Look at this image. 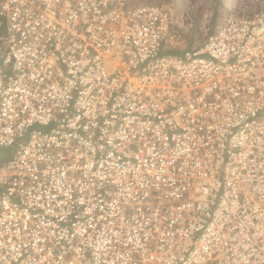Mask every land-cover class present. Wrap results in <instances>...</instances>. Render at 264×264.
Here are the masks:
<instances>
[{"label": "built area", "instance_id": "built-area-1", "mask_svg": "<svg viewBox=\"0 0 264 264\" xmlns=\"http://www.w3.org/2000/svg\"><path fill=\"white\" fill-rule=\"evenodd\" d=\"M191 26L0 0V264H264V0Z\"/></svg>", "mask_w": 264, "mask_h": 264}, {"label": "rangeland", "instance_id": "rangeland-1", "mask_svg": "<svg viewBox=\"0 0 264 264\" xmlns=\"http://www.w3.org/2000/svg\"><path fill=\"white\" fill-rule=\"evenodd\" d=\"M262 0H129L137 4H169L175 5L178 11L191 18L192 26L187 33H181L173 40L175 49H183L185 45H195L202 42L206 36L205 30L221 20L232 6L246 3L256 8ZM172 49V48H170ZM178 50V51H179Z\"/></svg>", "mask_w": 264, "mask_h": 264}, {"label": "trees", "instance_id": "trees-1", "mask_svg": "<svg viewBox=\"0 0 264 264\" xmlns=\"http://www.w3.org/2000/svg\"><path fill=\"white\" fill-rule=\"evenodd\" d=\"M179 49H175V48H172V49H166V52H169V53H178L180 51H178ZM11 156V152L10 150H0V165L6 161L9 157Z\"/></svg>", "mask_w": 264, "mask_h": 264}]
</instances>
